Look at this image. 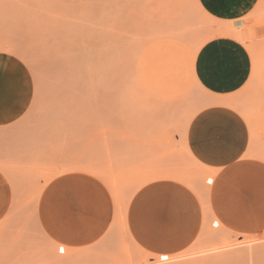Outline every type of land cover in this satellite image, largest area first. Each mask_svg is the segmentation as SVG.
Returning <instances> with one entry per match:
<instances>
[{"label": "rangeland", "instance_id": "374dc122", "mask_svg": "<svg viewBox=\"0 0 264 264\" xmlns=\"http://www.w3.org/2000/svg\"><path fill=\"white\" fill-rule=\"evenodd\" d=\"M222 41L238 49L216 57L245 54L250 65L219 95L203 85L199 58ZM0 55L32 89L23 117L0 128V169L21 203L0 228V264H264V231L234 234L206 218L208 180L186 147L192 118L222 105L244 118L264 160V0L239 23L214 20L198 0H0ZM73 172L107 185L115 220L99 242L66 249L41 232L35 209L49 182ZM160 179L187 185L205 213L198 240L172 257L149 255L124 231L132 197Z\"/></svg>", "mask_w": 264, "mask_h": 264}, {"label": "crops", "instance_id": "0c3cea01", "mask_svg": "<svg viewBox=\"0 0 264 264\" xmlns=\"http://www.w3.org/2000/svg\"><path fill=\"white\" fill-rule=\"evenodd\" d=\"M198 2L214 20L239 23L255 11L260 0ZM218 49L235 51L238 47L232 41L212 43L201 54L199 66L203 85L222 95L244 83L250 64L245 54L235 52L218 58ZM232 66L239 68L233 72L221 69ZM231 73H236L235 77ZM31 98V82L25 69L14 59L0 55V128L19 121ZM197 122L200 135L194 136ZM186 147L191 164L208 180L206 218L234 234L263 232L264 160L255 156L257 149L244 118L227 106L205 108L188 125ZM4 173L0 169V228L20 217L21 210L15 187ZM99 180L73 172L46 185L38 199L35 218L51 242L60 248H85L102 240L111 230L114 201L107 185ZM204 219L202 203L187 185L160 179L144 185L132 197L124 231L133 244L149 255L172 257L198 240Z\"/></svg>", "mask_w": 264, "mask_h": 264}, {"label": "snow or ice", "instance_id": "6c2138e0", "mask_svg": "<svg viewBox=\"0 0 264 264\" xmlns=\"http://www.w3.org/2000/svg\"><path fill=\"white\" fill-rule=\"evenodd\" d=\"M199 123L200 122H197V126H195L194 128H193V135L194 136H199L200 135V127H199ZM63 249H61V251H62Z\"/></svg>", "mask_w": 264, "mask_h": 264}]
</instances>
